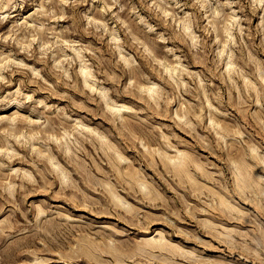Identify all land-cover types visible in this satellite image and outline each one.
Returning a JSON list of instances; mask_svg holds the SVG:
<instances>
[{
	"label": "rangeland",
	"instance_id": "rangeland-1",
	"mask_svg": "<svg viewBox=\"0 0 264 264\" xmlns=\"http://www.w3.org/2000/svg\"><path fill=\"white\" fill-rule=\"evenodd\" d=\"M0 264H264V0H0Z\"/></svg>",
	"mask_w": 264,
	"mask_h": 264
},
{
	"label": "bare ground",
	"instance_id": "bare-ground-1",
	"mask_svg": "<svg viewBox=\"0 0 264 264\" xmlns=\"http://www.w3.org/2000/svg\"><path fill=\"white\" fill-rule=\"evenodd\" d=\"M86 79H87V78H86ZM88 82H89V81H88ZM91 86H92V85H91ZM183 157H184V156H183ZM183 157H182V158H183ZM169 158H170V157H169ZM184 158H185V157H184ZM179 160H180V159H179ZM180 161H182V160H180ZM180 161H179V162H180ZM183 161H184V160H183ZM183 161H182V162H183ZM175 162H176V161H175ZM177 163H178V162H177ZM180 164H181V163H180ZM180 164H178V165H180ZM184 164H185V162H184ZM238 171H239V170H238ZM246 174H247V173H246ZM244 175H245V174H244ZM247 175H251V174H247ZM255 175H256V174H255ZM241 176H242V174H241ZM253 176H254V175H253ZM253 176H252V177H253ZM244 177L247 178L246 175L243 176V179H245ZM239 178H240V177H239ZM243 179H241V181H242ZM248 179H251V178L249 177ZM248 179H245L246 181L243 180L244 183H245V186H246V182H247ZM253 179H254V178H253ZM253 179H251V180H253ZM255 179H256V178H255ZM249 182H250V180H249ZM249 182H248V183H249ZM252 182H254V181H252ZM255 182H256V181H255ZM255 182H254V183H255ZM257 182H258V180H257ZM248 183H247V186L249 185ZM239 184H241V183H239ZM242 184H243V183H242ZM243 185H244V184H243ZM250 185H251V184H250ZM253 185H254V184H253ZM259 185H260V184H259ZM260 186H261V185H260ZM255 187H257V186H255ZM198 188H199V187H198ZM246 188H247V187H246ZM201 189H202V188H201ZM259 189H260V188H259ZM244 190H245V188H244ZM244 190H243V191H244ZM114 195H115V194H114ZM117 198H118V196H117ZM224 199H225V198H224ZM222 200H223V199H222ZM228 200H229V199H228ZM225 201H226V200H224V202H225ZM220 204H221V203H220ZM226 204H227V203H226ZM231 205H232V204H231ZM231 205H230V206H231ZM228 206H229V204H228ZM232 207L235 208L236 206L233 205ZM229 208H230V207H229ZM231 210L233 211V209H231ZM232 213H233V212H232ZM150 243H151V242H150ZM161 243H162V241L160 242V244H161ZM161 245H162V244H161ZM164 245H165V243H163V246H164ZM156 246H157V245H156Z\"/></svg>",
	"mask_w": 264,
	"mask_h": 264
}]
</instances>
